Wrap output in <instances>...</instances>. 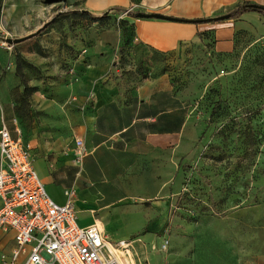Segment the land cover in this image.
<instances>
[{"label": "rangeland", "instance_id": "obj_1", "mask_svg": "<svg viewBox=\"0 0 264 264\" xmlns=\"http://www.w3.org/2000/svg\"><path fill=\"white\" fill-rule=\"evenodd\" d=\"M66 5L0 0L3 64L26 45L39 47L44 35L55 41L54 32H43L64 20ZM49 20L11 50L2 44L1 38L26 36ZM258 32L245 33L225 53L201 43L172 52L128 47L134 65L126 67L127 87L157 81L147 105L165 109L158 123L176 128L169 150L138 146L112 155L101 149L87 163L88 154L74 162L79 171L84 167V181L113 200L103 213L104 233L125 240L131 264H264V37ZM21 73L37 75L26 65ZM71 190L64 191L66 199ZM75 198L76 192V210Z\"/></svg>", "mask_w": 264, "mask_h": 264}, {"label": "crops", "instance_id": "obj_2", "mask_svg": "<svg viewBox=\"0 0 264 264\" xmlns=\"http://www.w3.org/2000/svg\"><path fill=\"white\" fill-rule=\"evenodd\" d=\"M243 1L67 0V5L61 9L65 12L86 10L100 15L115 8H132L198 19L229 13ZM248 1L264 5V0ZM115 13L118 15L120 12L115 10ZM130 20L134 25L135 41L160 52L177 51L192 43L200 44L204 32L211 34L214 40L212 50L216 53L233 50L245 33L256 34L259 31V35L264 37V12L256 10L218 21L181 22L139 17H130ZM69 23L67 19L60 23L56 21V26L50 25V31H42L43 35L54 32L57 38L49 41V36L44 35L38 41L43 55L35 48L28 49V45L20 50L21 56L40 72L38 77L27 81L31 86H37V90L29 97L30 118L26 126H22L14 113L11 89L19 83L15 76L14 56L4 64L0 59V68L6 69L0 76V115L4 116L11 134L14 137L20 135L29 146L33 167L49 196L62 204L66 201L64 191L72 187L76 192L77 222L81 226L95 223L105 232L103 213L113 200H106V193L84 181L81 175L84 167L81 171L76 169L73 159L75 139L83 141L88 154L85 158L87 163L101 149L112 155L117 150L137 151L138 146L153 152L169 150L172 128L157 121V116L165 113V109L147 105L157 91V81L146 78L130 89L127 78L114 69V57L122 42L121 29L115 24L103 28L83 18L75 20L72 25ZM8 64L11 65L7 68ZM69 67H73V71ZM13 117L17 119V125L13 124ZM140 127L137 134L136 129ZM79 176L83 177L81 183L77 182ZM88 214L89 218L86 217ZM108 239L113 243L125 242L123 239ZM14 246L13 231H0V264H10ZM3 254L6 256L4 260L1 258ZM27 255H20L17 264H22Z\"/></svg>", "mask_w": 264, "mask_h": 264}, {"label": "built area", "instance_id": "obj_3", "mask_svg": "<svg viewBox=\"0 0 264 264\" xmlns=\"http://www.w3.org/2000/svg\"><path fill=\"white\" fill-rule=\"evenodd\" d=\"M2 44L12 47L5 41ZM113 67L122 71L118 53ZM12 122L17 125L15 117ZM15 131L20 132L18 127ZM86 154L83 141L75 139L74 161ZM66 194L62 204L49 196L33 167L29 146L20 135L11 134L0 115V231L12 230L15 240L9 263L17 264L20 255L28 254L22 264H131L126 257L128 250L121 246L124 242H111L95 223L81 226L77 222L74 191ZM5 257L1 255L2 260Z\"/></svg>", "mask_w": 264, "mask_h": 264}, {"label": "trees", "instance_id": "obj_4", "mask_svg": "<svg viewBox=\"0 0 264 264\" xmlns=\"http://www.w3.org/2000/svg\"><path fill=\"white\" fill-rule=\"evenodd\" d=\"M115 10L119 11L120 13L123 11H127L126 13L127 17L117 18L118 15L117 13H115ZM247 10H256V11L264 12V5H259L256 3H252L248 0H245L241 4H238L235 8H233L229 13H231V17H236ZM137 12L138 10L136 9L127 10V9H120V8H115L112 11H109V10L105 11L100 15L91 14L86 10L71 11V12L69 11L66 13L64 19H67L68 21H70L69 25H72L74 21L79 18H83L89 23L96 22L99 26L103 28L114 25V24L117 25L121 29V33H122V42L118 50V55H119V66L122 68L121 73L124 75L125 72L130 71L126 67L134 65V63H132L133 62L132 59L128 57V47L134 46L136 44L145 46L135 41L134 25H133V22L130 20V17L132 18L136 17ZM201 37H202L201 44L203 45V47L207 48L209 51L210 50L213 51L212 45H213L214 40L211 34L204 32L202 33ZM35 49L37 50L39 54L42 51L40 49V46ZM149 49L151 48L149 47ZM154 51H157V50H154ZM14 62H15V74H16L15 76L18 79L19 77L21 78L19 83L14 86L15 90L16 89H19V90L12 92V89H11L13 100L15 102L14 113H15V117L19 120L22 126H25L27 125V122L30 118L29 97L35 90H37V86H31L27 83V81L30 78L26 79L24 78V76H22L21 67L22 65L31 67L32 69L36 71L37 75L35 76L37 77L39 76L40 72L32 63H30L29 61H27L24 57L20 55L14 56ZM16 86H18V88H16ZM182 123H183V118L181 117L179 119V124L177 128L181 127L180 125H182ZM171 130L175 131L176 128H172Z\"/></svg>", "mask_w": 264, "mask_h": 264}, {"label": "water", "instance_id": "obj_5", "mask_svg": "<svg viewBox=\"0 0 264 264\" xmlns=\"http://www.w3.org/2000/svg\"><path fill=\"white\" fill-rule=\"evenodd\" d=\"M66 0H43V2L45 4H53V3H58V2H65ZM61 13V10L58 12ZM136 17L139 18H156V19H163V20H171V21H181V22H204V21H218V20H224V19H228L231 17V13H225L222 15H218L215 17H210V18H198V19H186V18H182V17H176V16H171V15H165L162 13H157V12H143V11H138L136 13ZM52 20V19H51ZM46 21L41 27H39L36 31L23 36V37H18V38H7V37H3L1 38L3 41L9 43V44H14L17 42H20L26 38L32 37L37 35L42 28L46 27L50 21Z\"/></svg>", "mask_w": 264, "mask_h": 264}]
</instances>
